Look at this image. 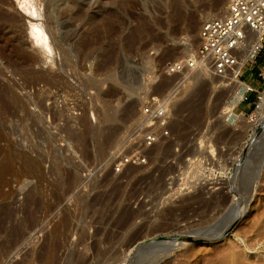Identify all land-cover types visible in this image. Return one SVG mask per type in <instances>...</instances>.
<instances>
[{"label":"rangeland","instance_id":"rangeland-1","mask_svg":"<svg viewBox=\"0 0 264 264\" xmlns=\"http://www.w3.org/2000/svg\"><path fill=\"white\" fill-rule=\"evenodd\" d=\"M20 1L0 0V264H264V164L243 194L264 111L244 103L229 116L233 84L194 72L179 85L174 139L147 166L114 174L109 156L143 99L178 81L162 64L191 52L227 0L218 11L207 7L217 0H179V13L171 0H29L35 19ZM263 59L240 71L259 89ZM230 203L241 216L204 236ZM149 238L175 247L135 249Z\"/></svg>","mask_w":264,"mask_h":264},{"label":"built area","instance_id":"built-area-1","mask_svg":"<svg viewBox=\"0 0 264 264\" xmlns=\"http://www.w3.org/2000/svg\"><path fill=\"white\" fill-rule=\"evenodd\" d=\"M250 37L248 59L240 67L241 72L264 55V0H227L223 15L205 19L198 31V45L185 57L162 64L160 75L176 77L178 81L165 92H152L143 99L135 125L110 150L112 172L121 175L131 168L147 166L154 147L174 139V105L180 98L181 81L183 85L196 71L226 78L237 67L244 40ZM256 76L264 82V59ZM158 79L159 76L154 81ZM263 91L252 80H245L234 95L233 111L244 103L247 109L258 108Z\"/></svg>","mask_w":264,"mask_h":264},{"label":"bare ground","instance_id":"bare-ground-1","mask_svg":"<svg viewBox=\"0 0 264 264\" xmlns=\"http://www.w3.org/2000/svg\"><path fill=\"white\" fill-rule=\"evenodd\" d=\"M184 2V1H183ZM20 3V10H23L25 12L28 13L25 14V13H22L23 15H26V17H28L29 19H35L38 17V15H36V12L34 11V6L32 5V3L29 1V0H22L19 2ZM179 3L180 1L179 0H171V9H174V11H180V8H179ZM182 4V3H181ZM169 6V5H168ZM222 4L220 1H214L212 3H210L207 7L209 10H217L219 8H221ZM34 8V9H33ZM179 9V10H178ZM222 9V8H221ZM218 11V10H217ZM176 12V14H177ZM175 13V12H174ZM179 13V12H178ZM225 13V9L222 10L219 14V16L223 15ZM178 15V14H177ZM218 15V14H217ZM29 23H30V36H32L34 38V43L36 45H40L41 48L43 49H47L49 52H51V48H50V45H49V42H48V39L45 35V33L43 32L42 28L40 27V25H38L37 23L35 22H31V20H29ZM251 41H252V37L250 38H247L244 40V46H243V50L241 52V55H240V58H239V62H238V65L237 67L234 68L233 70V73H230L229 75H227L226 78H221V77H216L218 79H223L222 82L224 83V80H227L228 83L225 82V86L227 87L228 85L230 84H233V88H231L232 90L230 91V94H229V97H228V100L230 98V101H232V97H234L235 95V91L238 89V87L243 83L245 82V79H243L241 77V74H240V67L244 64V62H247V59H248V52L250 51V45H251ZM34 44V45H35ZM212 76V75H210ZM215 78V77H213ZM227 84V85H226ZM223 86V85H222ZM225 86H223L224 88H226ZM232 87V86H231ZM263 94H264V91H263ZM228 96V95H227ZM227 99V98H226ZM228 115L229 116H234L235 114L231 111L232 109V105H230L228 103ZM226 107V108H227ZM259 108H262L261 110L264 111V98L262 99V101L259 103V106H258V109ZM264 113V112H263ZM242 116V115H241ZM237 117V116H236ZM240 117V116H238ZM243 118V116H242ZM264 118V117H263ZM263 120V119H262ZM242 121H245V118L244 120ZM264 121V120H263ZM264 128V127H263ZM257 138L258 136L256 135L252 141H251V145L250 146H255V150L258 151V158H257V161H256V165H255V169H254V173L257 172V176H256V180H255V183L253 185V188H252V192L251 190H249V186L247 185V188L245 190H243V194H244V197L247 198V197H251L252 194H253V191L255 189V186H256V183L258 181V178H259V175H260V172H261V169H262V166L264 164V147H263V143H257ZM262 158V163H260V160ZM239 166L236 167V169H238ZM243 167L241 166V168H239L238 170L242 169ZM253 173V174H254ZM255 175V174H254ZM253 176V175H252ZM251 180V178H250ZM242 181V180H241ZM250 183V181L248 182V184ZM226 202H227V196H226ZM233 212L235 213L233 216L236 217V219L241 216V211L239 210V203H236L235 206H233L232 208ZM232 223L233 221L231 219H229L228 221H225L224 224L216 230V232L218 233H222L223 230L227 227V231L229 230V228L232 226ZM225 226V227H224ZM224 228V229H223ZM226 231V232H227ZM208 235L207 233H204V236ZM154 257V256H153Z\"/></svg>","mask_w":264,"mask_h":264},{"label":"water","instance_id":"water-1","mask_svg":"<svg viewBox=\"0 0 264 264\" xmlns=\"http://www.w3.org/2000/svg\"><path fill=\"white\" fill-rule=\"evenodd\" d=\"M264 128H262L261 132H260V138H263L264 136ZM260 163H262V158L260 160ZM255 174V175H254ZM253 176H251V180H250V183L248 184L249 186V190H251L252 192V188H253V185L255 183V180H256V176H257V172L254 173ZM234 173L232 175V182L234 181ZM231 190L232 191H235V188L234 186L232 187L231 186ZM236 203H230L229 204V215H224L223 218H221L219 221H216V223L211 226L208 231H207V234H208V238L210 239H215V238H219L221 236H223L226 231H227V227L223 230L222 233H218L216 232L217 229H219L225 221H228L229 219H231L232 221H234V219L236 218L235 216H233L235 213L233 212L232 208L233 206H235ZM225 227V226H224ZM150 239V238H149ZM142 247H145L146 249L148 248H157L156 249V252H163L165 250H170V249H173V247H175V238H164V239H160V240H156L155 238L153 239H150L147 244L144 246L143 243H140L138 245L135 246V249H140Z\"/></svg>","mask_w":264,"mask_h":264}]
</instances>
